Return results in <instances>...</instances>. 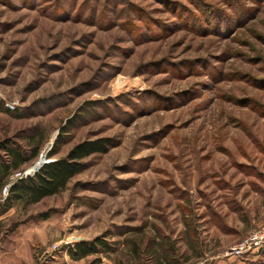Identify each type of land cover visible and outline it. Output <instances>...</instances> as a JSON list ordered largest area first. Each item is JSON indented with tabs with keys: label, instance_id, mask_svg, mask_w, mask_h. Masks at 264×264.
<instances>
[{
	"label": "rangeland",
	"instance_id": "rangeland-1",
	"mask_svg": "<svg viewBox=\"0 0 264 264\" xmlns=\"http://www.w3.org/2000/svg\"><path fill=\"white\" fill-rule=\"evenodd\" d=\"M98 139L63 191L0 214V264H264L223 254L264 223V0H0V166L39 149L3 188ZM95 239L112 251L69 257Z\"/></svg>",
	"mask_w": 264,
	"mask_h": 264
},
{
	"label": "trees",
	"instance_id": "trees-1",
	"mask_svg": "<svg viewBox=\"0 0 264 264\" xmlns=\"http://www.w3.org/2000/svg\"><path fill=\"white\" fill-rule=\"evenodd\" d=\"M57 143V141L54 142L46 157L51 158L56 154ZM111 146L108 139L80 142L72 147L64 158L51 160L49 163L43 164L32 176L11 183L8 194L3 200L0 214L12 209L15 203H20L25 208L37 204L46 197L60 193L65 189L70 179L87 169L88 163L85 162L87 158L96 154H104ZM1 148L2 143H0ZM4 148L7 149L6 155L10 160L9 163H1L0 166V191L6 184L11 169L18 170L22 165L35 159L39 153V149L34 147L26 157L21 149L8 148L7 146ZM111 251L106 242L102 239H95L93 242L75 244L68 249L67 253L73 261H79L98 253ZM170 263L173 264V261Z\"/></svg>",
	"mask_w": 264,
	"mask_h": 264
},
{
	"label": "built area",
	"instance_id": "built-area-1",
	"mask_svg": "<svg viewBox=\"0 0 264 264\" xmlns=\"http://www.w3.org/2000/svg\"><path fill=\"white\" fill-rule=\"evenodd\" d=\"M5 107L8 110H14L15 105L5 103ZM28 174V171L24 172L23 174H20L18 172L17 180L30 177L34 174ZM11 184H8L3 188V195L6 196L8 194V189ZM264 244V223H262L260 226H258L255 230L248 233L241 241H239L237 244H234L227 248V250L223 253L226 257L231 258H243L249 254H252L256 252L262 245Z\"/></svg>",
	"mask_w": 264,
	"mask_h": 264
},
{
	"label": "crops",
	"instance_id": "crops-1",
	"mask_svg": "<svg viewBox=\"0 0 264 264\" xmlns=\"http://www.w3.org/2000/svg\"><path fill=\"white\" fill-rule=\"evenodd\" d=\"M157 241V240H156ZM117 252H113V264H120V257L117 262L114 260ZM128 262L122 264H184L183 252H144L143 259L139 252H128ZM231 259V258H230ZM228 259V261H230Z\"/></svg>",
	"mask_w": 264,
	"mask_h": 264
},
{
	"label": "bare ground",
	"instance_id": "bare-ground-1",
	"mask_svg": "<svg viewBox=\"0 0 264 264\" xmlns=\"http://www.w3.org/2000/svg\"><path fill=\"white\" fill-rule=\"evenodd\" d=\"M53 137V136H52ZM49 144V143H48ZM50 146V144L48 145V146H46L47 147V149H48V147ZM47 149H45L42 153H41V156H40V158H39V160H38V163H36L35 165H34V167H32L30 170H28V174H32L37 168H39L40 166H41V164L46 160V158H45V151H47Z\"/></svg>",
	"mask_w": 264,
	"mask_h": 264
},
{
	"label": "water",
	"instance_id": "water-1",
	"mask_svg": "<svg viewBox=\"0 0 264 264\" xmlns=\"http://www.w3.org/2000/svg\"><path fill=\"white\" fill-rule=\"evenodd\" d=\"M45 154H46V152H45ZM45 154H44V155H45ZM49 162H50V161L45 160V161L41 164V166H42L43 164H47V163H49ZM36 163H38V161H37ZM41 166H40V167H41ZM40 167H39V168H40ZM39 168H37L34 172H37V170H38Z\"/></svg>",
	"mask_w": 264,
	"mask_h": 264
}]
</instances>
